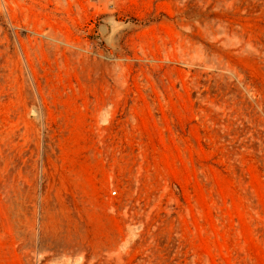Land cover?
Returning <instances> with one entry per match:
<instances>
[{"label":"rangeland","instance_id":"374dc122","mask_svg":"<svg viewBox=\"0 0 264 264\" xmlns=\"http://www.w3.org/2000/svg\"><path fill=\"white\" fill-rule=\"evenodd\" d=\"M0 264H264V0H0Z\"/></svg>","mask_w":264,"mask_h":264},{"label":"built area","instance_id":"2783aa9c","mask_svg":"<svg viewBox=\"0 0 264 264\" xmlns=\"http://www.w3.org/2000/svg\"><path fill=\"white\" fill-rule=\"evenodd\" d=\"M114 194H116V191H114Z\"/></svg>","mask_w":264,"mask_h":264}]
</instances>
